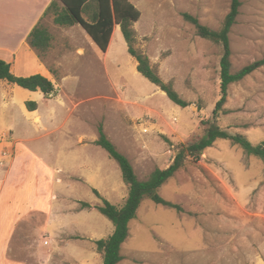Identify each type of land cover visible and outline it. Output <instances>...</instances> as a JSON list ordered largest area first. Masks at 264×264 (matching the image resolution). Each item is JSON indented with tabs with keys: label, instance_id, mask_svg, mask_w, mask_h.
Masks as SVG:
<instances>
[{
	"label": "rangeland",
	"instance_id": "1",
	"mask_svg": "<svg viewBox=\"0 0 264 264\" xmlns=\"http://www.w3.org/2000/svg\"><path fill=\"white\" fill-rule=\"evenodd\" d=\"M6 1L0 0L2 15L11 14L12 0ZM240 1V13L229 34L231 71L250 64H255V69L229 86L223 105L227 113L220 112L216 120L212 114L221 96V52L197 37L181 14L188 13L216 30L229 11L230 0H130L140 11L134 24V48L157 67L163 82L172 83L189 103L185 108L174 105L137 72V63L129 55L119 28L102 53L80 25L60 27L48 13L40 22L51 36L42 61L53 70L55 79L56 91L48 98L62 95L72 115L86 121L85 125H69L68 130L74 127L75 134L66 138L67 151L63 146L57 150L59 164H68L75 173L104 188L106 184L99 176L102 178L101 171L108 174L116 188L114 194L108 190V201L117 204L122 194L124 198L127 195L126 189L119 187L120 169L103 149L88 144L98 138L99 126L128 158L140 181L155 169L168 167L176 147L199 139L208 121L246 137L254 145L261 143L264 0ZM15 10L14 6L13 13ZM13 57V75L37 74L40 65L32 50L24 47ZM65 77L68 81L63 85ZM78 138L83 145L76 143ZM187 159L159 189V195L180 210L144 199L129 223V236L121 246L118 264H264V162L225 140H217L199 160ZM70 185L82 200H95L93 189L86 184L70 181ZM86 214H79V221ZM88 216L85 224L98 227L102 237L113 228L100 213ZM39 240L42 243L41 236ZM79 255L86 256L82 252ZM99 261L98 254L94 263Z\"/></svg>",
	"mask_w": 264,
	"mask_h": 264
},
{
	"label": "crops",
	"instance_id": "2",
	"mask_svg": "<svg viewBox=\"0 0 264 264\" xmlns=\"http://www.w3.org/2000/svg\"><path fill=\"white\" fill-rule=\"evenodd\" d=\"M52 1L12 0L11 14H0V60L12 66L16 50H32L40 65L37 74L54 84L53 73L27 43L29 33L45 18ZM117 28L114 27L109 44ZM67 81L63 78V85ZM26 91L0 80V264H102L94 263L98 257L94 242L111 235L113 228L102 237L98 227L85 224L89 214L99 213L96 207L101 202L96 196L98 202L82 200L70 181L84 183L93 190L96 187L107 201L108 190L114 194L116 188L102 171L103 180L99 178L106 188L95 186L68 168V164H59L57 150L67 147L66 138L75 134L74 127L68 130L69 125H85L86 121L72 115L62 95L52 99L40 91ZM27 102H34L36 109L28 110ZM95 140L91 139L89 146L95 145ZM76 143L83 145V140L78 138ZM119 187L126 189L123 181ZM125 199L122 194L121 203L113 205L121 206ZM81 203L90 208L81 207ZM83 213L87 214L79 221V214ZM81 252L86 256L79 255Z\"/></svg>",
	"mask_w": 264,
	"mask_h": 264
},
{
	"label": "trees",
	"instance_id": "3",
	"mask_svg": "<svg viewBox=\"0 0 264 264\" xmlns=\"http://www.w3.org/2000/svg\"><path fill=\"white\" fill-rule=\"evenodd\" d=\"M240 0H230V8L220 27L216 30L202 25L199 20L182 13L183 20L193 26L197 37L204 39L217 47L221 52L219 62L220 99L217 101L212 118L216 120L226 102L228 88L231 84L241 82L255 69V64L247 65L236 72H232L231 49L229 34L236 24L240 13ZM51 13L55 25L72 27L80 25L96 47L104 53L110 42L115 26H119L123 39L127 45L129 55L137 63V72L148 82L156 86L176 106L185 108L189 105L174 90L171 82H163L158 74L157 67L150 64L149 58L134 48L136 33L134 23L140 17L139 10L130 0H54L48 6L44 17ZM51 36L40 22L31 30L27 37L28 45L35 50L40 61H44ZM53 73V70L49 68ZM0 80L7 81L28 91H40L46 97L55 93L54 84L42 75L36 74L28 77H17L11 73V65L0 60ZM26 107L32 111L36 109L34 102H27ZM206 128L203 135L185 145L176 147L172 163L164 169H155L145 181H140L128 158L120 153L117 147L108 139L102 126L98 127V138L94 144L103 149L110 159L114 160L121 172L123 184L127 190V197L121 206L111 204L93 190L94 195L102 200V205L96 210L107 218L113 225V232L106 238L95 242L96 252L101 256L102 264H118L122 260L121 246L129 236V223L136 218L137 211L144 199H149L157 205L180 210V207L164 200L159 195V189L172 178L191 157L197 161L204 151L210 148L217 140L228 141L232 146L240 148L246 155L253 156L264 162V140L259 144H252L240 134H231L220 128L215 122L204 123ZM81 207L90 208L87 203Z\"/></svg>",
	"mask_w": 264,
	"mask_h": 264
}]
</instances>
